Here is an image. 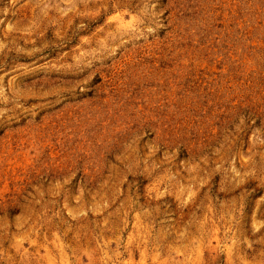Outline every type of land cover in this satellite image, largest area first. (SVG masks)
<instances>
[{
    "label": "rangeland",
    "instance_id": "1",
    "mask_svg": "<svg viewBox=\"0 0 264 264\" xmlns=\"http://www.w3.org/2000/svg\"><path fill=\"white\" fill-rule=\"evenodd\" d=\"M0 264H264V0H0Z\"/></svg>",
    "mask_w": 264,
    "mask_h": 264
}]
</instances>
